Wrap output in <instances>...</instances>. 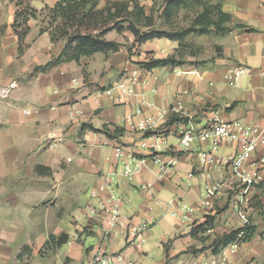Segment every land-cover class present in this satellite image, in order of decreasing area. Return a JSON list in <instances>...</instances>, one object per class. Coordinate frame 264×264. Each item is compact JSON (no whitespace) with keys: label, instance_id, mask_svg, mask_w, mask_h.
I'll use <instances>...</instances> for the list:
<instances>
[{"label":"crops","instance_id":"0c3cea01","mask_svg":"<svg viewBox=\"0 0 264 264\" xmlns=\"http://www.w3.org/2000/svg\"><path fill=\"white\" fill-rule=\"evenodd\" d=\"M56 1L30 0V5ZM207 4H220L231 16L224 24L231 30L207 34L206 53L199 35L192 41L186 36L185 52L177 40L138 44L131 35L125 42L109 32L107 39L121 43L117 51L35 72L61 53L63 43H52L31 19L27 46L18 55L12 28L17 7L14 0H0V25H5L0 34V264H89L99 248L122 251L133 264H211L217 256L214 238L243 226L240 188L225 165L236 144L223 143L208 164L203 154L211 151V141L184 147V123H168L176 113L200 125L217 118L264 126V0ZM170 55L185 62L152 69L140 64ZM237 66L247 71L237 75ZM134 73L132 91L124 96L115 86ZM83 123L125 131L110 138L81 131ZM148 131L152 135L144 137ZM151 142L157 147L150 148ZM118 147L122 155L117 157ZM130 155L137 158V170L128 177L123 171ZM259 174L260 182L248 189L241 207L255 234L223 249L224 264H264V167ZM216 182L221 183L216 193L205 195V185ZM114 204L120 223L105 234L107 217L93 216L92 209ZM207 215L215 216L212 228L192 236L191 229ZM137 229V241L130 243ZM60 234L69 240L48 249L49 236ZM24 246L31 252L20 260Z\"/></svg>","mask_w":264,"mask_h":264},{"label":"trees","instance_id":"16d2710c","mask_svg":"<svg viewBox=\"0 0 264 264\" xmlns=\"http://www.w3.org/2000/svg\"><path fill=\"white\" fill-rule=\"evenodd\" d=\"M188 0H164L162 9L165 19L172 17L174 8L182 6ZM193 3H204L207 0H189ZM99 0H57L51 7H45L40 12L23 4V0H15L17 10L15 11L12 28L18 40V55L23 54L27 44L24 40L29 32L27 24L30 18L39 20V33H48L52 43L62 42L61 53L44 66L35 68V72L47 70L53 65L79 60L82 57H88L95 52H113L119 49L120 42L107 39L105 35L116 30L122 32L129 31L134 42L141 44L153 38H168L179 41V50L185 46L184 39L187 35L194 33L197 35L214 32L222 34L231 30V27L225 26L226 22L231 20V16L225 13L220 4H204L202 10L191 20L188 27L180 30H168L156 27V19L152 13H148L140 0H108L102 6H99ZM236 27H244L236 25ZM250 30V29H248ZM129 51L130 48H129ZM185 61L177 59L175 55L163 58H152L148 61H142L140 64L152 69L166 65L183 64ZM204 61H190L193 64H200ZM95 91H103V87L93 88ZM186 122L187 118L179 117L176 113H171L168 123ZM90 130L93 132H102L110 138H117L125 129L115 126L110 130L106 125L97 129L90 124L83 123L81 131ZM151 132H145L144 137L151 136ZM219 212V210H218ZM215 220L214 215H207L205 221L194 226L191 229L192 236H196L198 231H206L212 228ZM256 231V226L251 223L243 225L240 228L218 235L211 243L212 253L217 254L227 245L237 241L239 244L250 241ZM241 235L239 236V234ZM202 238V237H201ZM69 240L66 234L50 235L45 246L53 249L61 246ZM46 248V249H47ZM31 252L28 246H24L18 259L22 255ZM40 252V251H39ZM21 264H28L22 262Z\"/></svg>","mask_w":264,"mask_h":264},{"label":"built area","instance_id":"2783aa9c","mask_svg":"<svg viewBox=\"0 0 264 264\" xmlns=\"http://www.w3.org/2000/svg\"><path fill=\"white\" fill-rule=\"evenodd\" d=\"M247 71L246 67L237 66L235 68L236 74H242ZM260 74L264 76V69L260 70ZM135 73L130 76H126L122 79L117 86L121 93L125 96L130 94L132 91V85L135 82ZM10 87L1 91V94H6ZM110 93V90L107 91ZM184 123V128L180 137V144L184 147L189 145L195 140L200 142L210 140L212 143L211 151L204 153L205 158L203 159L206 163L211 164L213 161L212 155L218 148L225 142H234L236 144V152L232 155L225 163L229 167L232 175L237 180L240 188V195L238 197L237 204L238 215L243 225L249 223V218L244 210L241 208L242 205L247 203L245 195L251 186L260 182L259 169L264 167V126H258L255 124L243 123L239 120L234 121H223L217 118L209 119L204 124L200 125L195 123L191 119H187ZM141 128H145L143 123L140 124ZM149 137V136H148ZM150 148L157 147V142H151ZM115 155L121 156L122 150L120 147L116 148ZM130 161L124 162V174L130 177L133 172L137 170L136 157L130 155ZM133 161V162H132ZM158 161V159L156 160ZM174 160L169 163H173ZM166 164V163H165ZM165 164H161L162 168H165ZM221 183L216 182L211 186L205 185L204 194L214 195L220 188ZM100 211L92 209L93 216L105 215L107 217V225L105 228V234L110 233L111 229L120 223V214L117 205H111L110 207L102 206ZM190 209L186 208V211ZM186 218V215L183 214ZM139 230L137 229L134 234L136 235L135 240H131L130 243H135L139 236ZM241 233L239 234V236ZM144 239H141L143 241ZM238 242L235 241L227 247H237ZM223 249L217 253V256L211 261V264H224L226 257L223 253ZM89 264H133L132 261L126 258L122 251L116 253H108L103 251L101 248L97 249L94 253L92 260ZM247 264H255L249 262Z\"/></svg>","mask_w":264,"mask_h":264},{"label":"rangeland","instance_id":"374dc122","mask_svg":"<svg viewBox=\"0 0 264 264\" xmlns=\"http://www.w3.org/2000/svg\"><path fill=\"white\" fill-rule=\"evenodd\" d=\"M99 1H100L99 6H102L106 2L105 0H99ZM140 2L142 3V5H144V7L148 13L153 14L154 18L156 19V27L164 28V29H168V30H180V29L188 27L191 20L197 15V13H199L202 10L204 4L207 3V1H205L204 3L196 4V3H193L192 1L188 0L182 6L174 8L172 17L170 19L166 20L165 16L163 15V12H162V9L164 6V0H140ZM14 3H15V0H14ZM23 4L30 6L32 9L36 10L37 12H40L45 7H51L49 5H44L41 8H34L30 5V0H23ZM16 10H17V8H16ZM31 19L36 21V23L39 27V24H40L39 20L34 19V18H30L29 20H31ZM27 24H28V22H27ZM4 29H5V25H0V34H2L4 32ZM109 32L115 33L117 35V39L122 38L123 41H125V42H129L128 35H131L133 37V35L129 31H126V30H124L122 32H117L116 30H111ZM207 34H209V33H203V34L199 35V36H201L200 44H201V50L203 49L202 53H206L207 48L209 46L207 44L209 41L208 40L209 36ZM196 36H197V34L191 33L187 36L188 37L187 39L189 41H192L196 38ZM24 42H25V40H24ZM133 42H134V37H133L132 43ZM187 43H186V45H187ZM126 45H129V44L127 43ZM130 50H131V48H130ZM183 50L185 52L187 51L185 49V46L182 48L181 51H183ZM263 205H264V203H263Z\"/></svg>","mask_w":264,"mask_h":264}]
</instances>
